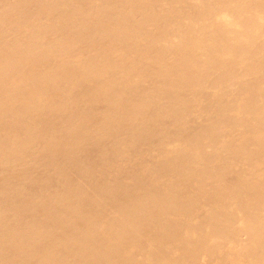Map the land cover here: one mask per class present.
<instances>
[{"label":"bare ground","instance_id":"6f19581e","mask_svg":"<svg viewBox=\"0 0 264 264\" xmlns=\"http://www.w3.org/2000/svg\"><path fill=\"white\" fill-rule=\"evenodd\" d=\"M0 264H264V0H0Z\"/></svg>","mask_w":264,"mask_h":264}]
</instances>
